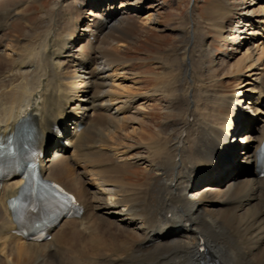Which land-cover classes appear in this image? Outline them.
<instances>
[{"label":"bare ground","instance_id":"bare-ground-1","mask_svg":"<svg viewBox=\"0 0 264 264\" xmlns=\"http://www.w3.org/2000/svg\"><path fill=\"white\" fill-rule=\"evenodd\" d=\"M7 1L12 5L3 7ZM115 1L54 0L31 22L26 11L35 0H0V139L20 135L18 127L30 120L44 152L40 173L73 193L82 208L79 218L51 230L49 241L26 242L8 207L23 181H3L0 264H195L205 255L223 264H264V178L254 172L264 140L263 0H248L245 8L215 0L206 12L209 26L235 47L233 72L207 78L190 63L181 80L172 74L122 94L113 80L134 68L123 38L153 20L148 13L145 24L138 21L147 0H120L118 7ZM235 13L238 22L224 28ZM15 24L22 32L7 37ZM225 77L236 80L232 92L217 86ZM179 90L184 119L153 131L157 107L145 117L138 102L172 100ZM243 101L262 122L253 118L238 153L233 116ZM57 124L70 128L72 139L53 146L49 136ZM229 135L238 163L201 172ZM136 168L148 176L128 177Z\"/></svg>","mask_w":264,"mask_h":264},{"label":"rangeland","instance_id":"rangeland-1","mask_svg":"<svg viewBox=\"0 0 264 264\" xmlns=\"http://www.w3.org/2000/svg\"><path fill=\"white\" fill-rule=\"evenodd\" d=\"M20 1L25 2L26 0ZM152 1L153 0H147V10L139 14L141 16H139L138 20L145 24L147 14L150 13L152 16L149 18L153 20L152 24L138 25L137 31H132L123 38V42L127 45L124 53L125 57L134 64V68L131 70H121L119 72L122 74L114 78L113 81L115 82L113 83V89L116 94H122L127 92V90H129V92L135 90L143 91L142 87L144 88L147 86L152 88L156 82L169 79L172 74V77L175 75L176 79L178 77V79L181 80L184 78L186 69L190 66V63L193 66V70L197 74L199 73L198 75L203 74L207 78H221L222 75L224 77L230 71H234L232 68L230 69V67L234 62L231 56L235 47L227 44V41L223 40L221 36L218 35L219 32L209 26L210 18L206 12L213 6L215 0H159L158 2L151 3ZM225 1L237 3L236 7L238 8H245V3L248 2V0ZM119 2L120 0L114 2L117 7ZM11 3V1H7L3 7H9L12 5ZM53 3L54 0H35L26 11L28 20L31 22L37 21L38 18L42 17L43 14L51 9ZM86 9L87 8H84L83 11L87 12ZM190 13L196 16L195 22L189 20L188 14ZM234 16L236 19H234ZM238 17L240 18L236 13L233 16L231 15L223 27L228 29L229 27L235 26L234 22H238ZM22 30V24H15L7 32V37L14 38L15 35H20ZM223 46L226 47V49H224ZM162 75L165 76V78ZM175 78H173L174 82L176 81ZM226 80L225 77L221 81L224 83L220 82L221 84L219 83L217 86H225V91L232 92L236 80ZM181 88L184 89L185 86H181ZM177 93V95L173 96L172 100L171 98L166 99L158 97L155 101L147 102L146 100H141L138 102L139 111H142L140 114L143 116L145 115V117H149L148 113L152 111L151 109L153 106L157 107L153 111H155L159 118L154 121V124H151L153 131L163 128L165 124L167 125L178 117L184 119L187 111L184 102L185 98L179 95L180 90ZM138 106L136 108H138ZM174 109L179 110L176 111ZM182 112L184 113L182 114ZM253 118H257V123L262 122V118L259 117V115H253ZM258 118H260V120H258ZM137 125L134 124L132 127L137 129ZM132 127L129 131L132 130ZM239 149L242 150V143ZM147 176L144 168H136L131 170L128 174V177L134 180H140Z\"/></svg>","mask_w":264,"mask_h":264},{"label":"snow or ice","instance_id":"snow-or-ice-1","mask_svg":"<svg viewBox=\"0 0 264 264\" xmlns=\"http://www.w3.org/2000/svg\"><path fill=\"white\" fill-rule=\"evenodd\" d=\"M73 117L69 116L67 119L71 121ZM254 122L252 110L248 107V104L243 101L241 106L237 107L235 115L233 116V124L235 130L232 135L235 136L238 142H242L247 136L246 129ZM237 130L239 134L237 135ZM72 132L70 128L64 127L62 124L54 126V131L49 136V142L53 146L62 145L65 140L72 139ZM234 145L231 140L229 143L219 148L213 156L212 163L205 165L200 169L201 172H217L227 171L233 168L237 163V157L233 152Z\"/></svg>","mask_w":264,"mask_h":264}]
</instances>
